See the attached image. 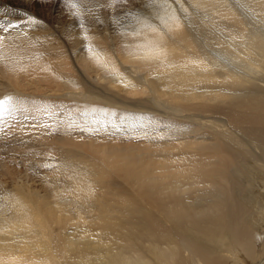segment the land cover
Instances as JSON below:
<instances>
[{
  "label": "bare ground",
  "instance_id": "6f19581e",
  "mask_svg": "<svg viewBox=\"0 0 264 264\" xmlns=\"http://www.w3.org/2000/svg\"><path fill=\"white\" fill-rule=\"evenodd\" d=\"M60 1L0 0V264H264V0Z\"/></svg>",
  "mask_w": 264,
  "mask_h": 264
},
{
  "label": "rangeland",
  "instance_id": "374dc122",
  "mask_svg": "<svg viewBox=\"0 0 264 264\" xmlns=\"http://www.w3.org/2000/svg\"><path fill=\"white\" fill-rule=\"evenodd\" d=\"M66 4H67V0H61L60 1V5L65 8L66 7ZM118 7V6H117ZM66 104L68 105H71L72 103L69 102V101H66ZM64 111L65 110H61V108H57L54 110V112L52 113L51 115V118L52 116H61V114L63 115L64 114ZM63 112V113H62ZM11 113L15 114V115H12ZM164 114V113H163ZM28 114H19L18 112H12V111H9V112H6V113H3L0 111V119L1 117L3 116L4 119H2L3 122H0V144L2 143V145H0V161L3 162L5 161L7 163V160L9 162V166L11 167H17V157L20 158L19 156V152L18 151H24V150H28L27 148L28 147V144L29 143H32L31 142V138H32V135H30L29 132H27L28 130H24L23 128H25L27 125H29V123L33 120V118L31 116H28V120L25 124H22V120L25 116H27ZM65 115V114H64ZM19 116V117H18ZM43 116H48L47 114H44ZM86 115H83V117H85ZM21 117V118H20ZM19 118V119H18ZM66 118V117H65ZM166 119H168L169 117H165ZM31 119V120H30ZM59 119V118H58ZM18 120V121H17ZM21 120V121H20ZM44 120V121H43ZM41 121H36L37 123H39L38 125H32L31 126V129L29 130H32L34 127H37L39 128V132L41 131V128H42V131L47 129V128H50L51 126L53 127V122H47L48 119L45 118ZM61 120V119H60ZM67 119H62L61 121H65ZM57 121V120H56ZM4 124H7V125H4ZM58 124V123H57ZM59 126V125H57ZM13 128V129H12ZM10 129V130H9ZM16 129V130H15ZM22 129V131H21ZM13 131V133H12ZM15 131V132H14ZM25 131V132H24ZM41 131V132H42ZM22 132V133H21ZM40 132V133H41ZM17 133V134H15ZM21 133V134H20ZM15 134V135H14ZM23 134V136H22ZM25 134V135H24ZM26 137V138H25ZM9 138V139H8ZM11 138V139H10ZM22 138V139H21ZM25 138V139H24ZM96 138H99V137H96ZM14 139V140H13ZM81 139L83 140V136L81 137ZM3 140V141H2ZM5 140V141H4ZM8 140V141H7ZM18 140V141H17ZM20 141V142H19ZM4 143V145H3ZM21 144V145H20ZM60 144L58 145V147H60ZM137 144H139V142H127V144L125 143L124 145L127 146L125 148H137V151H142L141 147H135L137 146ZM10 145V146H9ZM3 146V147H2ZM55 147V146H54ZM53 147V148H54ZM3 148V149H2ZM61 148V147H60ZM5 149H6V152H5ZM52 149V148H51ZM146 148H144L145 150ZM4 151V152H3ZM7 153V154H6ZM2 154V155H1ZM32 154H30L31 156ZM2 156V157H1ZM28 154L27 153H24L21 155V158H28L27 157ZM55 156V152H52V156L51 157H45V161H49V158H53ZM21 168V167H19ZM53 165L52 166H48L46 168H44V170L46 171V174L48 173H51V176L47 178V181H55V177H56V172H53ZM23 169V168H22ZM43 170V171H44ZM41 173V172H40ZM45 174V173H44ZM55 174V175H54ZM40 178H44L43 175H39ZM47 176V175H46ZM0 180H3L5 181L6 179H4L1 175H0ZM264 208V207H263Z\"/></svg>",
  "mask_w": 264,
  "mask_h": 264
},
{
  "label": "snow or ice",
  "instance_id": "6c2138e0",
  "mask_svg": "<svg viewBox=\"0 0 264 264\" xmlns=\"http://www.w3.org/2000/svg\"><path fill=\"white\" fill-rule=\"evenodd\" d=\"M16 26L17 25H12V27H16ZM4 30L7 31V28H5ZM4 103H7V100H0V105H3Z\"/></svg>",
  "mask_w": 264,
  "mask_h": 264
}]
</instances>
